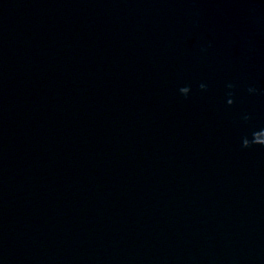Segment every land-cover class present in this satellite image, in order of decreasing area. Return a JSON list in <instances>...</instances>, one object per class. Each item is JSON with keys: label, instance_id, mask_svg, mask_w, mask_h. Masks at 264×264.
Here are the masks:
<instances>
[{"label": "water", "instance_id": "water-1", "mask_svg": "<svg viewBox=\"0 0 264 264\" xmlns=\"http://www.w3.org/2000/svg\"><path fill=\"white\" fill-rule=\"evenodd\" d=\"M0 264H264V0H0Z\"/></svg>", "mask_w": 264, "mask_h": 264}]
</instances>
